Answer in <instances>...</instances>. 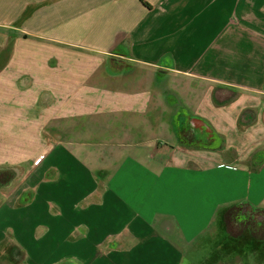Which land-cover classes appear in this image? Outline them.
Wrapping results in <instances>:
<instances>
[{
    "label": "crops",
    "instance_id": "crops-1",
    "mask_svg": "<svg viewBox=\"0 0 264 264\" xmlns=\"http://www.w3.org/2000/svg\"><path fill=\"white\" fill-rule=\"evenodd\" d=\"M263 198L264 0H0V264H261L213 235Z\"/></svg>",
    "mask_w": 264,
    "mask_h": 264
},
{
    "label": "rangeland",
    "instance_id": "rangeland-1",
    "mask_svg": "<svg viewBox=\"0 0 264 264\" xmlns=\"http://www.w3.org/2000/svg\"><path fill=\"white\" fill-rule=\"evenodd\" d=\"M232 47V50L229 52V47ZM224 44V48H226V50L228 51V54H223L221 55V59L220 62L221 64H230V65H240L241 63L244 62L243 59L239 58L240 56V51L238 50L239 44ZM163 65L166 66H170L171 68V64H168V62L166 61V63L164 62ZM166 69V68H164ZM177 83H180L181 80L177 79L176 80ZM168 83V82H167ZM213 86V85H212ZM214 87V86H213ZM217 88H219V99L224 101L225 97H228L229 99H231L230 101H228L226 103L227 104H231L234 103L235 101L239 102L244 96H241L239 93V91H234L232 90L231 93L228 92L227 86L226 85H222L219 84L217 86ZM185 103L187 104V108L185 109L186 111L184 112V114H180L181 112H177V114L180 115H197L196 109L194 107H192L191 105H189L188 101H185ZM203 118V120L206 123H202L201 121L198 123V125L200 126L199 128V135L202 137V141L199 143V148H201V150H203V152H209L211 151V143L212 146H217V143H219L220 146H222V142H223V137L221 136V133L218 132L213 125H211L210 123H208V120L205 119V117L200 116ZM115 127V124H112ZM213 126V127H212ZM151 135V137H135V138H116V139H111L108 140L110 142V144L113 146L111 147L109 150L112 152L115 151L116 155H126V154H132L133 156H141L145 153V148H151L152 145L151 144H145V145H141L138 146V143L141 142H147L150 138H152V141L155 145H157L158 147L162 146L165 144V140L163 136L160 135ZM100 140V139H98ZM171 142H173V140H171ZM157 147V148H158ZM156 148V149H157ZM155 149V150H156ZM232 151H229V148H226V145L224 146V150L220 151V155H222V157L224 158H229L230 161L233 159V157H231L232 155ZM160 156H157V159H159ZM206 181H208V178H206ZM234 205H229L225 208V210L229 207H232ZM244 208V207H243ZM243 208H241V211H235L231 216H230V226H229V232H231L234 236H237L242 229L244 230H248L250 232L249 234V238H242L243 242H245V247L247 248H255L253 247L254 245L260 244L263 245L264 244V236L261 237L264 234V214L263 213H259V211L264 210V198L262 199V202L259 203L256 207H254L255 209L249 210L246 213L242 214L241 212L243 211ZM167 210H168V206H167ZM184 208L182 207L181 210L178 209L175 211V213L177 215L180 216V211H183ZM225 210H221L218 211L216 216V222H217V233L215 235H213V238L215 240L216 244H229L231 246L236 247L235 251H241L239 250L240 248L237 247V245H240L242 242L238 239V238H231V240L229 239V237L226 235V232L223 230V213ZM204 212V211H203ZM216 213V212H215ZM227 213V212H226ZM214 216V218H215ZM214 226H215V220L212 221L211 223V227L206 230L203 229V231L201 233H199L198 235V239L202 240H208L212 237V233L214 230ZM256 231V233H255ZM172 241L174 240V238H171ZM200 241V242H201ZM197 242V243H200ZM206 243V242H204ZM189 253L191 254H195L196 251L193 249L191 250ZM232 253V252H231ZM242 254V252H240ZM254 253V252H253ZM248 258H250V254H247ZM243 259V258H242ZM239 259L235 258V260H233L232 262L234 264H239ZM251 263V261H250ZM264 263V257L261 261V264ZM232 264V263H229Z\"/></svg>",
    "mask_w": 264,
    "mask_h": 264
},
{
    "label": "flooded vegetation",
    "instance_id": "flooded-vegetation-1",
    "mask_svg": "<svg viewBox=\"0 0 264 264\" xmlns=\"http://www.w3.org/2000/svg\"><path fill=\"white\" fill-rule=\"evenodd\" d=\"M181 138H183V137H181ZM191 139V137H189L187 140H186V142H189V140ZM226 228V227H225ZM225 228H223L224 229V231H225ZM226 235L229 237V239L231 240V238L232 237H230L227 233H226ZM242 243L240 244V246L241 245H243L245 242H243V240H242V237L241 238H238Z\"/></svg>",
    "mask_w": 264,
    "mask_h": 264
},
{
    "label": "water",
    "instance_id": "water-1",
    "mask_svg": "<svg viewBox=\"0 0 264 264\" xmlns=\"http://www.w3.org/2000/svg\"><path fill=\"white\" fill-rule=\"evenodd\" d=\"M169 68H170V66H168ZM163 68H166V66L165 65H163ZM180 131H181V129H177V135H178V137H179V135H180Z\"/></svg>",
    "mask_w": 264,
    "mask_h": 264
},
{
    "label": "trees",
    "instance_id": "trees-1",
    "mask_svg": "<svg viewBox=\"0 0 264 264\" xmlns=\"http://www.w3.org/2000/svg\"><path fill=\"white\" fill-rule=\"evenodd\" d=\"M14 178H15V173L12 171V174H11V178L10 179L13 180ZM6 183H8V182L6 181Z\"/></svg>",
    "mask_w": 264,
    "mask_h": 264
}]
</instances>
